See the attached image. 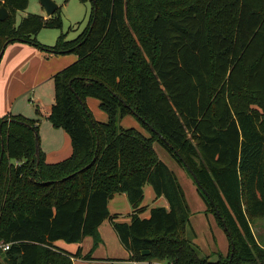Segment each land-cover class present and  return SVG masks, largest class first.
Here are the masks:
<instances>
[{
	"label": "trees",
	"instance_id": "1",
	"mask_svg": "<svg viewBox=\"0 0 264 264\" xmlns=\"http://www.w3.org/2000/svg\"><path fill=\"white\" fill-rule=\"evenodd\" d=\"M79 1L92 3L83 32L71 41L62 33L48 47L37 36L62 29L61 8L50 18L28 14L18 23L29 0H0L10 14L0 20V63L14 43L77 56L54 76L46 117L69 135V158L48 164L41 148L36 156L39 120L0 119V242L12 244L0 264L95 260L93 251L72 254L55 243L93 237L96 249L105 221L129 261L264 264V245L253 231L264 220V0ZM89 98L100 102L107 122L94 118ZM128 115L149 136L122 128ZM155 144L194 180L227 235L226 257L212 262L188 237L185 192ZM147 185L168 208L142 218ZM118 194L131 204L130 223L109 211Z\"/></svg>",
	"mask_w": 264,
	"mask_h": 264
},
{
	"label": "rangeland",
	"instance_id": "2",
	"mask_svg": "<svg viewBox=\"0 0 264 264\" xmlns=\"http://www.w3.org/2000/svg\"><path fill=\"white\" fill-rule=\"evenodd\" d=\"M53 1L59 6V8H61L63 26L62 29H44L37 36L38 42L48 47L54 46L62 33L65 34L66 40L68 41L76 39L87 26L92 11L91 2L83 4L79 0H70L68 3H66L65 0ZM43 10L44 9L39 0H29L28 9L25 12H18L17 22L19 23L21 19L28 14L42 15ZM43 54L45 56V70L40 75L44 76L41 86L36 89L34 95L32 94V96L26 97L22 96L17 98V100H14L12 106H15L16 108L25 107L34 117L31 119L39 120V137L40 141H43L44 143V148L46 140L49 139V130L51 129L48 130V128H51L49 127V124L51 123L47 120L49 122L47 125H41V122H46V117L54 103L53 78L58 72L62 71L64 67L76 62L77 56L74 54ZM27 76H31V74H28ZM39 82L41 81L38 80V83ZM31 97H33L34 100L31 101V99H33ZM87 101V105L92 111L93 116L97 119H100L102 116L104 117L105 122H107L108 116L100 108V102L93 98H89ZM120 126L124 129L135 128L146 135H149L143 124L132 115L125 116L120 121ZM155 149L159 159L168 164L172 170L176 171L178 181L185 192L191 211L190 224L193 229V232L190 230L188 233V237L195 244L201 256L209 257L212 262L217 261L218 255L226 257L229 253L230 245L227 235L224 229L218 224L214 215L207 211V205L200 196L194 180L159 144H155ZM143 203V206L146 207L147 210L141 215V217L145 215L148 218L151 209L157 206L148 194L144 197ZM114 209H116L117 213L120 215V222L129 221L128 215L132 212V207L128 199L117 201ZM262 228H264V220L258 221L253 225V231L256 235H259L258 238L260 241V233L263 230ZM104 237L105 238L101 237L103 242L96 249H93V237H87L81 246L87 254L93 251L92 255L96 253V257L101 259L104 258L106 260L95 261L93 263L79 261L77 264H168L167 262L156 258L140 262L129 261L130 255L121 245L117 234L111 225H107L106 230L104 231Z\"/></svg>",
	"mask_w": 264,
	"mask_h": 264
},
{
	"label": "crops",
	"instance_id": "3",
	"mask_svg": "<svg viewBox=\"0 0 264 264\" xmlns=\"http://www.w3.org/2000/svg\"><path fill=\"white\" fill-rule=\"evenodd\" d=\"M41 16L47 18L44 10ZM44 65H45V56L43 52H41L40 50L29 44L14 43L7 47L0 63V119L9 118L10 116H16V115H21L29 119L34 118L31 115L30 111L25 107L16 108L15 106H12V104L14 100H17V98L19 97L32 96V94L34 95L36 93V89H38L41 86L42 81L44 80L43 79L44 76H40L41 73L45 70ZM69 65H67L66 67H68ZM28 74H31V76H27ZM38 80L41 82L38 83ZM32 100H34V98L31 99V101ZM95 119L99 122H105L104 117L102 116L100 117V119L97 118ZM47 123L49 122L46 119V122L44 123L41 122V125H47ZM49 125H50L49 127H51L48 128V130L51 129L49 130V139L46 140L44 148H43V144H44L43 141H40V148L45 155L46 163L54 164L69 158L73 153V147L71 144V139L65 131L61 129H55L51 124ZM143 134L145 136H149L146 135L145 133ZM166 165L169 167L168 164ZM169 168L171 169V167ZM172 171L176 174L175 170ZM146 194H148L151 197V199L154 200V204L157 207L168 208V203L163 197L156 199L155 192L151 186L148 185L145 186L144 197L146 196ZM126 199H128L126 194H118L112 200H110L108 205L110 213L112 215L120 216L117 213V210L114 209L115 203L119 200L124 201ZM131 213H129L128 215L129 216L128 222L127 221L120 222L119 218L117 219V222L130 223ZM143 217L145 218L146 216L143 215L142 218ZM107 225H111V223L109 221H105L99 227V234L102 238H105L104 231L106 230ZM262 229L263 230L260 233V238H261V243L264 245V228ZM82 244L83 242L81 244H66L64 243V241H57L55 243V245L58 248L72 254H75L79 248H82L81 246ZM82 251H83L82 253L83 255L87 254L83 248ZM95 254L92 255V258H94L95 260L87 261V262L93 263L95 261L106 260L104 258L101 259L96 257ZM79 261H85V260L77 259L74 261V264H77V262Z\"/></svg>",
	"mask_w": 264,
	"mask_h": 264
},
{
	"label": "water",
	"instance_id": "4",
	"mask_svg": "<svg viewBox=\"0 0 264 264\" xmlns=\"http://www.w3.org/2000/svg\"><path fill=\"white\" fill-rule=\"evenodd\" d=\"M41 6L43 7L46 17L50 18L52 17L56 11L59 9V6L53 1V0H39ZM10 16L8 10L4 7L1 6L0 7V20L4 21L6 20L8 17ZM39 151H40V144L38 141V136L36 134V156H39ZM195 182L197 183V185L200 186V182L198 181V179L196 178L195 175H193ZM151 253L149 251L144 252L143 256H149ZM2 262L1 256H0V263Z\"/></svg>",
	"mask_w": 264,
	"mask_h": 264
},
{
	"label": "built area",
	"instance_id": "5",
	"mask_svg": "<svg viewBox=\"0 0 264 264\" xmlns=\"http://www.w3.org/2000/svg\"><path fill=\"white\" fill-rule=\"evenodd\" d=\"M11 246H12V244L0 242V253H2V254L6 253L7 251L10 250Z\"/></svg>",
	"mask_w": 264,
	"mask_h": 264
}]
</instances>
